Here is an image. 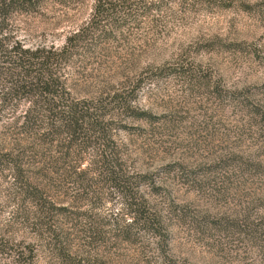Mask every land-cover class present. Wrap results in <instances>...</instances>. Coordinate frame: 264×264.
<instances>
[{"label":"rangeland","instance_id":"374dc122","mask_svg":"<svg viewBox=\"0 0 264 264\" xmlns=\"http://www.w3.org/2000/svg\"><path fill=\"white\" fill-rule=\"evenodd\" d=\"M111 1L98 12L97 0H36L9 13V31L30 46L62 47L96 12L114 27L73 48L59 73L70 97L109 103L111 162L121 155L126 173L146 175L140 192L162 235L134 220L130 198L106 178L99 142L66 146L65 130L20 138L9 115L0 136L28 144L24 177L46 180L73 207L75 264H264V0ZM114 93L131 108L113 107ZM11 175L0 166L1 190ZM13 206H0V225ZM13 230L31 241L28 226Z\"/></svg>","mask_w":264,"mask_h":264},{"label":"trees","instance_id":"16d2710c","mask_svg":"<svg viewBox=\"0 0 264 264\" xmlns=\"http://www.w3.org/2000/svg\"><path fill=\"white\" fill-rule=\"evenodd\" d=\"M35 1L0 0V75L8 82H0V121L8 115L13 116L9 127L20 121V138H37L40 133L42 139L43 133L65 130L70 135L66 146L72 140L78 143L85 140L99 142L102 145L101 159L111 166L106 178L109 177L110 184L117 187L127 199L130 198L134 220L140 218L144 225L150 226L157 235H162L164 226L160 213L148 208V203L140 192L139 185L146 175L126 173L122 165H117L123 160L121 155V160L116 161V165L111 162L113 155L110 150L115 141L109 125L110 119L107 118L109 103L70 97L64 87L62 73H59V63L67 58L73 48L96 43L100 38L113 35L114 27L106 26L107 21L103 23L104 18H100L98 13L104 11L105 3L112 1L97 0L98 12L87 24L70 31L62 47L54 44L30 46L15 38L9 31V13L18 9L26 10ZM99 18L100 24L96 23ZM118 96V93L112 95L110 101L113 107L129 110V100L117 99ZM23 97L30 98L31 102L18 113L20 99ZM139 114L141 116L148 113L142 110ZM43 129L46 131L42 132ZM27 145H18L16 148L8 145L6 139L0 136V166L6 165L12 174L9 188L6 191L0 189V206L14 202L9 218L0 225V264H35L43 248L49 252L47 264H75L78 252L74 250V228L66 224V217H70V214H66L73 207L68 203L67 197H60L52 192L46 180L36 181L34 178L24 177L22 171L24 164H27L25 156L30 151L27 150ZM55 161L47 163V166L54 170ZM17 222L30 228L31 241L19 238L14 233L13 227Z\"/></svg>","mask_w":264,"mask_h":264}]
</instances>
